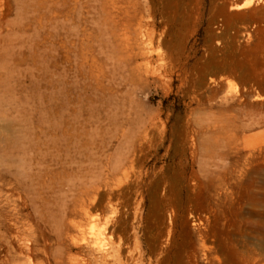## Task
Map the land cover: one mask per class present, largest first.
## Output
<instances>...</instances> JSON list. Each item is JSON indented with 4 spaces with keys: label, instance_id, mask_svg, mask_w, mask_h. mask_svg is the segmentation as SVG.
<instances>
[{
    "label": "rangeland",
    "instance_id": "374dc122",
    "mask_svg": "<svg viewBox=\"0 0 264 264\" xmlns=\"http://www.w3.org/2000/svg\"><path fill=\"white\" fill-rule=\"evenodd\" d=\"M56 1L0 0V264H264V0Z\"/></svg>",
    "mask_w": 264,
    "mask_h": 264
},
{
    "label": "bare ground",
    "instance_id": "6f19581e",
    "mask_svg": "<svg viewBox=\"0 0 264 264\" xmlns=\"http://www.w3.org/2000/svg\"><path fill=\"white\" fill-rule=\"evenodd\" d=\"M56 1V0H55ZM68 1H70V0H57L56 1V3H67ZM73 0H71V2H72ZM98 2V1H97ZM96 2V3H97ZM162 2H164V7H162V8H160L159 10H161V13H162V17H163V19H165V18H167V5H168V1L167 0H162ZM162 2L160 1L159 3L160 4H162ZM166 2V3H165ZM252 3V0H245L243 3H237V2H232L231 4H230V10H235V11H239V10H244V9H246V8H248L249 6H250V4ZM52 4H53V2H52ZM71 4V3H70ZM73 4H76V3H73ZM79 4V3H78ZM59 6H61V7H64V6H62V4L60 5L59 4ZM59 6H57V7H59ZM68 6V5H67ZM69 7V6H68ZM79 8V7H78ZM71 9V8H70ZM112 9H114V10H116L117 11V14L119 13V11H120V8H119V6L117 7V4H116V2H113L112 3ZM103 10L108 14V16L111 14V11H109L107 8H106V6H104L103 7ZM133 10V9H132ZM55 11H57V9L55 10ZM158 11V4L156 3V0H151V12H153V14H155L156 12ZM50 12H52V11H50ZM71 12V11H70ZM77 13H78V11H77ZM58 14V13H57ZM73 14V13H72ZM117 14H116V16H109L107 19H109L110 18V22L114 25V28L115 27H118L117 25V20H115L116 19V17H117ZM66 15L67 16H69V13H66ZM124 15L126 16V17H128V24H126V26H129V27H131V28H134V27H132L133 26V24H132V22L136 19V15H131L130 14V12H128V11H125L124 12ZM60 17V16H59ZM65 17V16H64ZM56 18V17H55ZM72 19V18H71ZM60 20V19H59ZM166 20V19H165ZM71 21V20H70ZM129 21H132V22H129ZM139 21V20H138ZM142 21V20H141ZM61 22V21H60ZM60 22H59V24H60ZM63 22H64V20H63ZM105 22H107V21H105ZM135 22V21H134ZM57 23H58V21H57ZM65 23L67 24V22L65 21ZM68 23H69V21H68ZM71 23V22H70ZM72 23H74V21L72 22ZM140 24H141V22H139ZM144 23V22H143ZM106 24V26H107V23H105ZM56 25V24H55ZM63 26H64V24H62ZM61 25V26H62ZM68 25V24H67ZM112 25V26H113ZM148 25V24H147ZM61 26H60V28H61ZM76 26V25H75ZM74 26V27H75ZM78 26V25H77ZM106 26H105V28H106ZM67 26H65V28H66ZM70 27V26H69ZM110 27V26H109ZM57 29H58V27H57ZM70 29H71V27H70ZM108 28H106V30H107ZM127 29V28H126ZM74 30H76V28L74 29ZM249 29L247 28V27H245L244 28V31L242 32V34L240 35V39H245V38H249L250 36H251V34H250V31H248ZM57 31V30H56ZM71 31V30H70ZM144 31V30H143ZM67 32V31H66ZM69 32V31H68ZM75 31H73V33H74ZM78 32V31H77ZM122 32V31H121ZM71 33V32H70ZM69 33V34H70ZM67 34V33H66ZM110 34V33H109ZM129 34V33H128ZM56 35H57V33H56ZM66 36V35H65ZM67 36H68V34H67ZM66 36V37H67ZM70 36V35H69ZM68 36V37H69ZM126 36V35H125ZM72 37V36H71ZM112 40V39H111ZM110 40V41H111ZM124 40L126 41V44H124V45H128L129 44V41H128V37H125L124 38ZM69 41V40H68ZM124 41V42H125ZM69 43V42H68ZM120 45V44H119ZM128 49V48H127ZM123 53V52H122ZM128 55V54H127ZM209 80L212 82V81H214L212 78H209ZM234 86V85H233ZM257 99H259V100H261V99H264V97L262 96V95H259L258 97H257ZM1 160V159H0ZM87 190V189H86ZM86 195H87V198L89 199L90 198V192L89 191H87L86 192ZM97 196V195H96ZM91 201V200H90ZM86 210H88V208L87 209H85V212H86ZM93 210H95V207H94V209ZM89 214V213H88ZM57 226V225H56ZM58 228V227H57ZM62 230V229H61ZM64 230V229H63ZM62 230V231H63ZM109 231V230H108ZM108 231H106V233L108 232ZM114 232V231H113ZM113 232H111V233H113ZM104 233H105V231H104ZM68 235V234H67ZM116 235V234H115ZM119 235V234H118ZM97 236H98V233H97ZM69 237V236H68ZM104 237H106V236H104ZM72 238V237H71ZM84 238V237H83ZM95 238V237H94ZM103 238V237H102ZM101 239V238H100ZM78 240H79V238H78ZM87 240V239H86ZM96 240H97V238H96ZM83 242V241H82ZM88 242H91V241H87V243ZM100 243H101V240H100ZM114 243V242H113ZM99 245H101V244H99ZM116 245V244H115ZM27 246V245H26ZM99 248V250H101L100 249V247H98ZM117 248H119V247H117ZM26 249V248H25ZM119 250V249H118ZM118 250H117V252H118ZM116 251V250H115ZM98 252V251H97ZM100 254H101V252H100ZM24 254H22V256H23ZM59 255V254H58ZM77 255V254H76ZM25 256V255H24ZM23 256V257H24ZM30 256V255H29ZM28 256V257H29ZM116 256H118L117 255V253H115V254H111L110 252H108V251H105L104 252V254H102V256L101 257H99V259H96V262L95 261H83V263H82V261H81V259H79V257L77 258V257H73V256H71V257H68V260L67 259H64V258H62V259H60L59 258V260L57 261V264H110V261L111 260H113V259H115L116 258ZM127 256V255H126ZM57 259V258H56ZM117 259V258H116ZM120 259V258H119ZM125 262V261H124Z\"/></svg>",
    "mask_w": 264,
    "mask_h": 264
}]
</instances>
